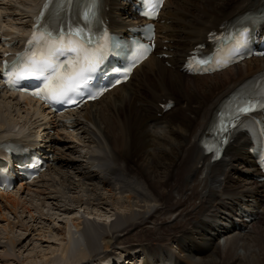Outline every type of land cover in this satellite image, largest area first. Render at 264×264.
<instances>
[{"label":"bare ground","instance_id":"6f19581e","mask_svg":"<svg viewBox=\"0 0 264 264\" xmlns=\"http://www.w3.org/2000/svg\"><path fill=\"white\" fill-rule=\"evenodd\" d=\"M41 3L0 0V50L3 35L22 38ZM105 4L112 29L131 25L122 0ZM262 7L264 0H168L158 27V53L168 57L150 56L130 81L70 114L77 134L58 128L60 121L38 100L0 92V145L57 129L44 141L54 149L49 170L33 184L0 194V254L7 264H25L23 249L35 234L58 243L30 264H110L118 253L113 250H120L123 264H153L148 254L162 264L168 258L171 264H264V226L256 227L264 225V183L250 157V139L236 134L216 161L203 145L223 99L263 70L264 58L213 75L181 70L210 31ZM169 100L176 106L167 111ZM249 198L258 219L236 231L238 217L250 226L236 213V202L250 206ZM37 211L64 225L40 228ZM17 230L23 231L18 237ZM144 232L152 235L147 243L140 238Z\"/></svg>","mask_w":264,"mask_h":264},{"label":"snow or ice","instance_id":"6c2138e0","mask_svg":"<svg viewBox=\"0 0 264 264\" xmlns=\"http://www.w3.org/2000/svg\"><path fill=\"white\" fill-rule=\"evenodd\" d=\"M95 8L93 0L92 9ZM92 9L86 15L92 14ZM76 36H82L83 30L76 28L73 30ZM91 39V37H87ZM30 45H35V51H26L22 55L18 54V59L12 64L11 70L6 75L9 82L14 83L27 77H45L48 83L40 92L34 95H44L46 99L63 100L70 93L79 90L83 81L89 78V74L95 71L98 63L99 49L90 50L86 44L72 38L65 39L64 34L54 36L52 31H37L33 33L32 38L28 41ZM75 53V59L69 61L70 68L65 71V65L57 63L54 57L64 52ZM206 63V61H199ZM130 71V69L128 70ZM49 73L51 79L45 74ZM264 107V105H261ZM253 105L246 102L243 107L238 109L240 113L253 111Z\"/></svg>","mask_w":264,"mask_h":264},{"label":"rangeland","instance_id":"374dc122","mask_svg":"<svg viewBox=\"0 0 264 264\" xmlns=\"http://www.w3.org/2000/svg\"><path fill=\"white\" fill-rule=\"evenodd\" d=\"M235 71V70H234ZM234 71H232V72H234ZM231 72V73H232ZM222 77H221V75H220V77H215V78H213V80H220ZM81 153H83L84 154V152H81ZM130 166H131V164H130ZM133 166H135V162H134V165ZM132 166V167H133ZM239 167L243 170V171H247L249 168L248 167H244L243 165H239ZM247 184H246V181H242L241 182V185H240V188H241V190H246L247 189ZM249 200H251V198H249ZM236 203H239L240 204V202H236ZM103 211H105V209H103ZM40 213L37 211L36 213H35V215L36 216H38V220H37V224H39L38 226L40 227V228H44V229H46V231H48L49 229L51 230L52 228L54 229V228H56V227H60V225H64V221L62 222V220H54V221H48L47 220V218H45V217H43V219H41V217H40V215H39ZM99 214H101V213H99ZM102 216L101 217H106V215L104 214L103 215V213L101 214ZM58 223V224H57ZM58 225V226H57ZM264 225H263V223L261 222L260 224H258V226H256L257 228H261V227H263ZM251 227V225L248 227V228H250ZM0 228H1V226H0ZM247 228V229H248ZM19 232H20V234H21V232H23V231H21V230H17V234H15L16 236L18 235H20L19 234ZM145 233L146 232H144V236H141L140 238L141 239H144V241H145V243H147L148 242V240H151V237H152V235L151 234H149V233H146V236H145ZM149 234V235H148ZM35 235H37V234H35ZM32 236V240H33V243H32V245L30 246V248L29 249H23V256H24V258H25V264H30V263H35V261H36V263L37 262H39L42 258L38 255V252L39 251H42V250H46V252H47V250H48V252H52L51 250L53 249V247H54V245L53 244H55V243H58V242H55L54 241V239L53 238H51L49 241L48 240H46V239H42L41 237L39 238V236ZM3 236H4V233H2V231L0 230V239H3ZM17 236V237H18ZM147 236L149 237V238H147ZM25 237V236H24ZM35 237H36V239H35ZM139 238V237H138ZM40 240V241H39ZM223 242H224V240L223 241H221L220 242V245H222L223 244ZM38 243H39V245H38ZM35 246V247H34ZM37 246H39L38 248H37ZM119 247V246H118ZM32 248V249H31ZM32 251H33V254H32ZM43 252V251H42ZM111 252H118L117 253V255H119L120 254V250L118 251V250H113V251H111ZM1 253V252H0ZM37 256V257H36ZM121 256V255H120ZM33 257V258H32ZM153 257H154V254L152 255V254H148V258H149V260H151L152 262H153V264H155L154 262L155 261H153ZM36 258L37 259H39L38 261L36 260ZM114 257H111V259H113ZM110 259V260H111ZM7 262V259H5V258H2V256H1V254H0V264H7L6 263ZM10 264H14L13 262H9Z\"/></svg>","mask_w":264,"mask_h":264}]
</instances>
